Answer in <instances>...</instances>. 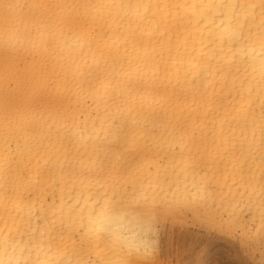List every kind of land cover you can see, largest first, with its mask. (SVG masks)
<instances>
[{"label":"snow or ice","instance_id":"1","mask_svg":"<svg viewBox=\"0 0 264 264\" xmlns=\"http://www.w3.org/2000/svg\"><path fill=\"white\" fill-rule=\"evenodd\" d=\"M205 237L264 264V0H0V264Z\"/></svg>","mask_w":264,"mask_h":264},{"label":"rangeland","instance_id":"2","mask_svg":"<svg viewBox=\"0 0 264 264\" xmlns=\"http://www.w3.org/2000/svg\"><path fill=\"white\" fill-rule=\"evenodd\" d=\"M198 250L200 253L199 258L212 262V264L216 260L226 261L228 264H245L247 261V258L242 254L238 255L232 244L224 238H201L198 244Z\"/></svg>","mask_w":264,"mask_h":264},{"label":"bare ground","instance_id":"3","mask_svg":"<svg viewBox=\"0 0 264 264\" xmlns=\"http://www.w3.org/2000/svg\"><path fill=\"white\" fill-rule=\"evenodd\" d=\"M204 242V241H203Z\"/></svg>","mask_w":264,"mask_h":264}]
</instances>
